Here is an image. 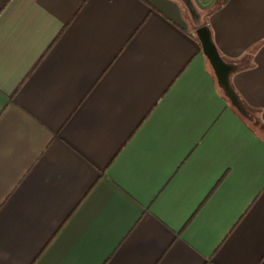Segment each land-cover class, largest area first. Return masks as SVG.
I'll list each match as a JSON object with an SVG mask.
<instances>
[{
	"label": "crops",
	"instance_id": "obj_1",
	"mask_svg": "<svg viewBox=\"0 0 264 264\" xmlns=\"http://www.w3.org/2000/svg\"><path fill=\"white\" fill-rule=\"evenodd\" d=\"M0 264H264V0H0Z\"/></svg>",
	"mask_w": 264,
	"mask_h": 264
},
{
	"label": "water",
	"instance_id": "obj_2",
	"mask_svg": "<svg viewBox=\"0 0 264 264\" xmlns=\"http://www.w3.org/2000/svg\"><path fill=\"white\" fill-rule=\"evenodd\" d=\"M198 35L201 40L203 51L209 58L218 76L226 80L229 71V66L224 64L223 61L220 59L219 54L217 53L215 46L211 41L208 30L206 28H200L198 29ZM228 93L230 96L233 97V99H236L231 91H229Z\"/></svg>",
	"mask_w": 264,
	"mask_h": 264
},
{
	"label": "trees",
	"instance_id": "obj_3",
	"mask_svg": "<svg viewBox=\"0 0 264 264\" xmlns=\"http://www.w3.org/2000/svg\"><path fill=\"white\" fill-rule=\"evenodd\" d=\"M199 39V38H198ZM199 41H200V39H199ZM201 42V41H200Z\"/></svg>",
	"mask_w": 264,
	"mask_h": 264
},
{
	"label": "rangeland",
	"instance_id": "obj_4",
	"mask_svg": "<svg viewBox=\"0 0 264 264\" xmlns=\"http://www.w3.org/2000/svg\"><path fill=\"white\" fill-rule=\"evenodd\" d=\"M211 67H212V65H211ZM213 68V67H212Z\"/></svg>",
	"mask_w": 264,
	"mask_h": 264
}]
</instances>
